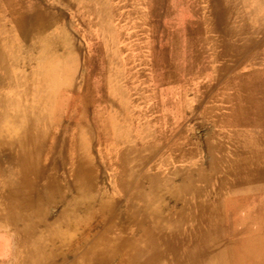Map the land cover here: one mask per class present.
Returning a JSON list of instances; mask_svg holds the SVG:
<instances>
[{
	"label": "bare ground",
	"instance_id": "6f19581e",
	"mask_svg": "<svg viewBox=\"0 0 264 264\" xmlns=\"http://www.w3.org/2000/svg\"><path fill=\"white\" fill-rule=\"evenodd\" d=\"M258 22L253 30L264 32V17ZM261 43L264 38L219 41L212 58L250 62L264 53ZM262 60L226 97L230 118L214 115L217 124L256 126L248 146L230 153L219 140L228 134L217 133L202 161L196 142L164 152L162 136L129 141L117 134L120 145L108 150L117 196L99 190L86 111L63 116L50 77L21 72L8 80L21 87L0 96V226L13 231L12 264H264ZM230 67H213L210 79L218 82ZM202 88L200 97L214 90ZM171 156L194 160L169 170ZM166 194L173 200L165 202ZM57 204L59 212L49 216L47 208Z\"/></svg>",
	"mask_w": 264,
	"mask_h": 264
},
{
	"label": "rangeland",
	"instance_id": "374dc122",
	"mask_svg": "<svg viewBox=\"0 0 264 264\" xmlns=\"http://www.w3.org/2000/svg\"><path fill=\"white\" fill-rule=\"evenodd\" d=\"M262 17L260 0H0V96L21 88L8 81L21 72L50 77L63 116L86 111L99 190L117 196L108 157V150L112 154L120 145L114 143L117 134L129 141L162 136L164 152L180 141H187L186 147L196 142L202 161L205 145L217 133L228 134L219 140L230 153L252 142L256 126L217 124L214 115L230 118L232 102L226 97L242 75L259 69L264 53L239 63L229 57L215 61L212 54L219 41L240 45L264 38V32L253 30ZM263 46L258 45L262 52ZM220 63L233 67L216 82L210 79L212 68ZM201 85L214 90L200 97ZM192 160L171 156L167 168ZM172 200L166 194L164 201ZM59 206L48 207L47 214L55 216ZM12 236L10 227L0 226V264L14 262Z\"/></svg>",
	"mask_w": 264,
	"mask_h": 264
}]
</instances>
